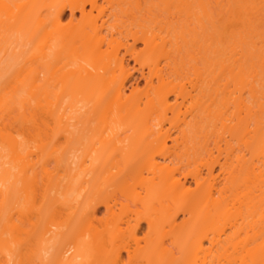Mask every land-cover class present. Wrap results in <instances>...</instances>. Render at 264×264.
Instances as JSON below:
<instances>
[{
    "label": "bare ground",
    "instance_id": "bare-ground-1",
    "mask_svg": "<svg viewBox=\"0 0 264 264\" xmlns=\"http://www.w3.org/2000/svg\"><path fill=\"white\" fill-rule=\"evenodd\" d=\"M59 1L50 0L47 3L46 0H34L25 13L19 5L22 10L17 9L16 14L10 11V4L4 0L0 2V9L7 15L6 18L15 20L10 24L11 29L20 15L24 17L18 34L22 28H26L24 33H27L28 40L25 39L31 44L32 50L30 55V49L27 51V48L25 53L22 50L23 55L21 51H12L13 54L8 55L14 61L13 67H16L17 55L24 57L28 53L29 58L24 57L26 62H23V66L19 70L15 68L11 73L14 75L10 76L12 80L8 78L9 85L7 83L6 88L0 89V264L26 263L28 258L25 257L24 262L22 256L26 250L39 259L38 264H264V102H261L264 96H259L255 84L258 75L256 70H251L252 73L249 71L252 75L247 74V67L238 56L234 59L238 70L227 64L231 63L233 55L230 61L222 62L223 71L229 72L228 76L232 77L236 89L229 91L226 88L219 108L212 110L209 104L204 112L216 120L215 129L220 124L222 132L215 146L221 154V142H225V161L211 159L213 152L208 149V159L202 156L199 160H206L201 164L208 167L209 177L203 181L198 166L184 175L181 171L184 158L187 157L188 166L192 163L187 153H179L177 145L183 143V139L198 123L189 122L187 102L193 97L192 91H196L199 85L192 83V90L189 91L186 83H181L184 82L179 77L181 74L176 75L178 69L170 71L171 64H174L171 61L172 55L176 53L175 50H181L178 38L184 36L186 31L189 33V30H184L182 25L180 34L178 32L172 38L167 37L168 34L163 37L161 32L167 27V31H170L168 33H171L170 22L179 14L189 19V0H162L167 4L168 14L171 15L167 17L171 20L166 17V21L161 20L165 23H155L161 34L155 30V26L142 32L140 30L143 33L141 37L138 31L135 32V41L139 37L144 41L146 61L151 59L152 64H149L153 65L149 70L150 76L143 73L147 84L153 86L155 80L158 82L154 87V96L148 95L144 106L136 96L135 87L128 93L126 59L119 55V39L116 36L123 34L121 29L126 22L118 21L116 13H104L105 17H101V12L100 17L92 18V15L86 14L85 4L76 2L77 6L71 8V21L76 18L75 9H79L85 19L82 21L85 22L82 27H74L72 24L73 28L70 29L71 25H63L65 4L61 3L62 7ZM215 1L220 7L226 5L224 0ZM29 2H26V6L31 4ZM40 2L46 7H39L38 10L36 7ZM90 2L93 9L98 8L97 0ZM207 2L198 0L199 8L203 16L212 19L209 11L211 6ZM56 4H60V7L56 6L55 12L48 13V9L51 11L50 8ZM172 4L180 12L178 14L175 11L178 14L176 16L169 10ZM182 5L186 8L182 9ZM42 8L47 11H42ZM228 10L233 13L230 11L231 6ZM146 13L151 15L150 10ZM142 15L143 18L148 17ZM112 19L115 22H111ZM248 22L246 20L247 26L251 25L248 26L249 30L252 29L250 32L255 34L253 22ZM4 25L0 23L1 31L7 30V26L2 29ZM1 31L0 44L3 40L1 34L4 38L6 34ZM20 35L18 40L21 39ZM10 38L11 42L12 36ZM25 39L19 43L25 44ZM240 40L239 43L243 45L239 47H246V50L241 49L244 53L246 51V56L249 54L247 60L260 54V59L256 58L263 64L264 50H261L262 53L258 51L259 48L254 45L255 40L252 38L248 42L242 34ZM105 46L107 49L113 47L115 51L111 48L112 53L110 48L106 49L108 53L111 52L106 55ZM242 50L239 55L245 56ZM127 51L134 55L135 45L127 48ZM254 52L257 55L254 56ZM61 59L66 61L65 64H60L63 63ZM8 60L11 61L10 58ZM69 61L76 63L70 67ZM10 65L12 67V63ZM194 68L198 82L202 81L203 73L197 66ZM117 69L121 77L116 75ZM174 76L175 79L179 77L181 82L177 81L178 78L175 81ZM205 80L207 78L202 82ZM212 90L209 99L213 95L219 96V89ZM173 94L176 97L174 103L171 100ZM11 109H17L18 121H21L24 128L28 127L35 132L31 134V143L21 141V135L19 138V135L17 137L9 131L11 129L5 120L12 113ZM231 109L237 118L233 124L234 118L228 114ZM169 111L177 119V123L174 121L179 133L177 138L172 137L170 130H165L163 116L166 117ZM41 114L54 119L53 125L56 127L50 129L53 133L48 129L49 123L41 121L44 119H40ZM122 133L124 137H121ZM226 133L251 152V161L245 155L236 153L237 149L225 138ZM62 138H65L63 144L60 141ZM170 141L173 145H169ZM35 155L38 160L34 158ZM199 160H195L196 163ZM210 160L212 162H208ZM51 161H55L58 167H51ZM215 163L220 164L224 182L219 180L221 175L214 176ZM178 172H182L184 179L178 176ZM188 175L196 182V189L191 188ZM129 178L133 184H130ZM40 179L43 181L39 183ZM39 184H43V192ZM118 188L123 196H129L137 209L132 211L126 205V208H130V214L141 215L139 208L144 210L143 218L151 232L144 246L138 238L142 217L133 224L130 219L132 216L126 215L129 212L126 211L123 214L128 219L117 220V193H121L119 190L117 192ZM38 189L43 193L38 194L41 202L36 198ZM99 204L106 207L109 221L117 220L113 227L106 229L104 226L105 230H100L96 226ZM171 204L177 206V213H173L176 208ZM242 206H245V211H242ZM236 208L238 210L234 211ZM178 210L187 214L193 212L196 219L193 226L189 228L187 222V225L185 222L177 223ZM33 213H36L37 219L32 217ZM32 218L36 221L32 222ZM26 222L31 224V229L30 226L26 229ZM167 226H170L169 233ZM131 241L137 247L134 250ZM23 249H26L25 254ZM124 253L130 260L128 263ZM26 256L29 257L28 254Z\"/></svg>",
    "mask_w": 264,
    "mask_h": 264
},
{
    "label": "rangeland",
    "instance_id": "rangeland-1",
    "mask_svg": "<svg viewBox=\"0 0 264 264\" xmlns=\"http://www.w3.org/2000/svg\"><path fill=\"white\" fill-rule=\"evenodd\" d=\"M1 1H3V0H1ZM4 1H6L8 4H10L9 6L12 9L10 11L13 14L17 13V11L20 9V6H22L25 11H23L22 9H20V10H22V12L25 13L26 10H28V8L31 7L32 2H34V0H32V1L30 0L29 3H31V4H28L26 6V2H28L29 0H4ZM49 1L46 0L47 3ZM205 1L207 2V0H205ZM220 1L221 0H219V2ZM224 1L223 2L226 4L224 7H220V5H218L215 0H210L209 1L211 3V5H210L211 9L209 11L211 13L210 15L212 16V19L206 18V16H203V14H202L203 12H201V9L199 8L201 6L198 4V0H189L188 1L189 2V7L188 6L187 7H188V9H190V12H191V13L189 12V14L191 15V16L189 15V19H188V17L186 19L184 17L185 15L179 14L180 12L178 13V10H175V9H177V8H175L176 6L172 4L173 6L172 5H171L172 7L169 6L171 8L169 10H172L171 13L172 14L175 13L174 14L175 16L178 13L179 15L178 14L177 15L179 17L176 16V19L174 18L175 20L171 17L173 19V22L172 21L170 22V23H172V25L170 26L171 28L169 27L170 29H172L171 33H168L170 31H167V27H166V29L164 30L165 32L164 31L161 32L162 34L160 32H158V28L155 25L157 23H160V21L164 20L167 16L168 17L171 16V15L168 14L169 11H167V8H168L166 6L167 4H164V2L162 0H139V1L138 0H97L98 8L94 7V9H93V6L91 5L90 0H60L59 1L60 4L61 3L65 4L64 5L65 6V8H64L65 17L63 19V25L66 26V27L71 25L70 29H72L73 26L74 27H79V26L82 27V26H84V22L85 21H82V20H85V19L83 18L84 16H82L81 12H79V9H75L76 18L73 19V22L71 21V19H72L71 18V14H70L71 10H72L71 8L73 6L74 7L77 6V3L85 4V12L87 11L86 12L87 15H88V13L90 14V16L92 15L93 16V17L91 16L92 18H94V17L96 18V17H100V16L101 17L102 16L105 17L104 13L106 15L111 14V13H116L117 17L119 19L118 21H120V22L122 21V23H123V21L126 22V23H123V24H125L126 27L124 26L121 29V30H123V34H118L116 36L119 39V44H118L120 46L119 47V49H120L119 50L120 51L119 55L121 57H125V59H126V65H127L126 69L128 70L127 73L129 74V80L127 81V85L129 84L128 85V87H129V89H128L129 92L128 93H131V90L135 87L136 88L135 92L137 93L136 96H137V98L141 99L140 101L143 104L142 106L145 105V103H146V101L148 99V95L154 96V87L157 86L158 82H157V80H155L153 86H150V85L147 84L145 76H150V71H151L150 69L152 68L151 66H153V65L150 66V64H152V63H150V62H152L151 59L146 61V59H147V56H146L147 55L146 45H145L144 41L140 38L141 37L140 35L141 34L143 35V33H141V32L143 30L147 29L148 27L152 28V27L155 26L157 28L155 30L159 34L163 35V37L165 35L167 36V34H168L167 37L170 38V36H171V38H172V37H175L178 34V32L182 30V29L180 30V28H182V25H184L183 27H185L184 30L185 29L189 30V33L187 31L186 32L184 31L185 32L184 36L180 35V38H178L179 39L178 41H180L179 44L181 45V50H179V51H181V52L175 50L176 53H174L172 55L173 57L171 56L173 58V59L171 58V61L174 62V64L173 63L171 64V70L170 71L173 72V71H175V69L176 70L178 69L177 70L178 72L175 71L176 75H178L177 73H180L181 75L179 77H180V79L182 77V79H183L182 81H184V82H181L179 77H176V79H175V76H174L173 79H175V81H176L177 78H178L177 81H180L181 83H186L187 88H188L189 91L192 90V85H193L192 83H194V84L198 83V85H199L198 89L196 91H192L193 97L189 98V102H187V107H189V112H190L189 113V122H192L193 124H195V122H198V123L195 125L196 127L194 126L195 129H191L189 131V134H188V136L186 137L185 140L183 139V141H182V139H181V141L183 143L182 144L180 143V145H177L179 148L178 149L175 148V151L177 149L179 151V153H187L186 156H189V161H191V163H192L191 165L188 166L187 165V159H186L187 157L184 158L185 159L184 162H183L184 166H183V169H181L183 174L184 173L188 174L189 172L194 171L197 168V166H198L199 167L198 169H201V172H202V175H203V178H204V179H202L203 181L205 179H207L206 177H209V175H208V169H207L208 167L207 166L205 167L203 164H201V163H205L206 160H203V161L199 160L200 157L203 156V157H205V159L206 158L208 159L207 151H208V149L209 150L211 149L212 152H213V155H212L211 159L216 160L215 158H219L220 162H224L225 158H226V151H225L226 144H225V142H221L222 149H223L221 154H220V152L218 151V149L215 146L216 145L215 141L219 140V138H217V137L222 132L219 129L220 128L219 127L220 124H218V126H217L218 128L215 129L216 120L213 117H208L207 116L208 114L204 112L205 111V107L207 105H209V104L212 105L211 106L212 110H217L219 108L220 101H221V99L224 96L223 93H224V90L226 88L229 91H233V90L236 89L235 83H234V81H232V77L228 76V75H230L229 72L228 71H223V64L225 63L224 61L225 60L230 61L231 59H233V60H231V63L227 62V64L228 63L231 64V66L233 68L238 70V68H236L237 63L234 62L236 60L235 56H238V58L241 57L242 60H240V61H242V63L245 64V67H247L248 70L247 69L245 70L247 72V74H249L250 72L252 73V71L254 72V70H256L257 73L256 72L255 73L258 74V75L256 77L257 81H256L255 84L257 85L259 96L260 95L264 96V94H261V93H264V67H263L264 63L262 64L261 63L262 61L260 62V60H258V59H260V58H258V56L260 54L257 55L258 51L261 52V50H262V52H263V50H264V0H224ZM35 4H37V3H35ZM60 4H56L55 6L51 7L50 8V10L52 9L51 11H49V9H48V11L44 10L43 8H42V11L44 10V11H47L48 13L52 12V11L55 12V10L57 9L56 6L60 7L59 6ZM62 4H61V6H62ZM81 4H79V5H81ZM16 5H18V6L20 5V6L19 7L17 6L18 7L17 8ZM38 5H41V2ZM38 5L36 7V8H38V10H39V7L40 8L44 7V5L43 6L42 5L38 6ZM208 6H209V3H208ZM230 6L232 7V10H230V11H232L234 14L237 13L236 15H234L231 12H230L231 14L229 13L228 9H230ZM180 7L178 8L179 10H181ZM184 7H185V5H182V9ZM148 10H150L151 15H147V14H150V13H146L145 14V12H148ZM175 11H177V13ZM2 12L3 11L0 9V23H2L3 25L5 24L4 26H2V27H4L2 29H6L5 26H7V30H9V31L2 30L3 33H6L5 34V38H4V35L1 34L3 40H1L2 42L0 44V68L3 69V70L0 72V89L6 88L9 85L8 78H9V80H12V79H10V76L11 77L14 76L11 73L14 72L15 68H16V70H19L23 66V62H24L25 58H27V57L29 58L30 51H32L30 49L31 48L30 47L31 44L27 43V40H28V37H26L27 33L26 34L24 33L25 31H27L25 27H24L25 29L22 28L19 31V34H21L20 35L21 39L18 40V38H19L18 37V35H19L18 34V29L21 26L20 22L22 21V19L24 17H21L22 15H20V18H18L17 21H16V25H15L16 27L14 26L15 29L12 28L14 30L13 31L11 29V27H10V24L15 22V20L13 21L12 19L10 20V18L9 19L6 18L7 15L5 13H2ZM22 12L20 14H22ZM47 12H45V13H47ZM182 12H183V10H182ZM185 13L186 12L184 11V14ZM246 13H249V14H246ZM99 14H100V16H99ZM142 14L148 16V17L144 16V18H146V20L143 18ZM232 14L234 16V19H233ZM180 15H182V17ZM115 16L113 18L114 20H115ZM152 16H154V17H152ZM155 16H157V17H155ZM4 17L6 18V20H5ZM149 17H152L153 20H152V18L149 19ZM154 18H156L155 20L157 22L154 21ZM178 18H179V20H178ZM249 18L250 19L252 18L251 22H253L252 23L253 26H254L253 28L256 30L255 34L251 33L250 31H252V29L249 30V28H248V26L251 27V25L247 26V24H246V20L248 22ZM113 19H112L111 22H115V21H113ZM166 19H165V21H166ZM168 19H170V18H168ZM74 20H76V21H74ZM80 21H81V23H80ZM165 21L164 22L161 21V23L162 22L165 23ZM251 22L249 21L248 23H251ZM78 23H80V24L78 25ZM72 24H73V26H72ZM74 24H77V25H74ZM138 24H139V26L142 24V27H139ZM168 26H169V24H168ZM70 29H68V30H70ZM140 30H141V32H140ZM136 31H138V35L140 36L137 41H135V32ZM22 33H23V35H22ZM169 34H171V35H169ZM179 34H180V32H179ZM241 34H242V37L248 42H251L252 38H253L255 40V42L253 41L254 45L256 44V46L259 48L258 51L257 50H253L254 48L252 49L253 51H257V52H254V56H255V54L257 56L253 57L252 58L253 60L250 59L251 57L249 56L250 60L248 61L247 60L248 59L247 56L249 54L246 56V54H245L246 51L244 53V50L241 49V48H243V49L246 48V47H242V45H243L242 43H239ZM13 35H15V37H13ZM11 36H12V40L10 42L9 39H11L10 38ZM23 36H24V38H23ZM250 36H252V38ZM25 37H26L27 40L25 39ZM249 38H251V40ZM6 39H8L7 42H6ZM15 39L17 41H15ZM24 39H25V42H23V43H25V44L21 45L20 43H22V40H24ZM12 41H14V42H12ZM8 42H10L11 44L9 43V45H8L7 44ZM175 42H176V40H175ZM240 42H241V40H240ZM26 44H27V46H26ZM240 44H242L241 47H239ZM133 45H135V54L134 55H133V53L127 51V48H130ZM235 45L238 46L239 48L235 47ZM106 47L107 46L104 47L105 48L104 51H105L106 55L110 54L113 50L115 51V48L113 49V47H109L110 51H111V48H112V51L111 52L109 51V53H108L107 50H109V48L107 49ZM25 49L27 51H28V49H30L29 52H28L29 55H28V53L24 54L25 58L24 57H20L21 55L20 56L17 55L19 57V59L16 56V58H17V60H15L16 61L15 62L16 67H13L14 66L13 65L14 61H12V57H9L8 55L11 56L13 54L12 51L13 52L15 51V53L16 52L20 53V51H21L20 54L23 55V51L22 50H24V53H25ZM235 49H237V50H235ZM255 49H256V47H255ZM240 50H242L241 52H243L245 54V56L239 55ZM235 51H237L236 55H235ZM262 54H264V53H262ZM231 57H233V58H231ZM242 57H244V58H242ZM8 58H10L12 62L10 60H8ZM16 58H13V60L16 59ZM229 58H231V59L229 60ZM63 59H64V57H63ZM70 60L72 61V59H70ZM221 60H223V61H221ZM64 61H63V63L61 62L60 64L61 65L65 64L66 61L65 62ZM71 61H69L70 64L68 63L70 65V67H72V64L75 65V63H76V62L73 63ZM10 62L12 63V67L13 68L11 67V65H10L11 63ZM17 62H19V63L17 64ZM20 62H21V64H20ZM222 62H224V63H222ZM252 62H253V65H252ZM239 63H241V62H239ZM8 65H10V66H8ZM69 65L67 67H69ZM74 65H73V67H74ZM194 66H197L200 69V71L203 73V76H202L203 79H201V80L203 81L206 78H207V80H205L204 82H202V81L198 82ZM10 67L12 68V70H11ZM67 67H66V69L70 68V67L69 68H67ZM70 69H72V68H70ZM119 72H120L119 69H117V71H116L117 74L116 75L121 77L120 76L121 73H119ZM143 73L145 74V76L143 75ZM25 75H26V73L24 72L23 76L25 77ZM226 76H228V77H226ZM7 83H8V85H7ZM175 83H179V82H175ZM202 83H203V85H202ZM8 88L10 90L13 89V87H12V89H11V87H8ZM18 88H20V86H18ZM214 88L219 89L218 90L219 96L217 97L216 95H213V97L211 99H209V95L213 92L212 89H214ZM237 93H238V91H237ZM171 97H172L171 100H173L172 102L173 103L176 102V101H174L176 99L174 94L171 95ZM181 100L182 99L180 98V101ZM256 100H257V97L255 99V102H256ZM261 102H264V98L261 99ZM16 110L17 109L10 111L12 113L10 115H8V116H7V112H6L7 119L5 120L6 121L5 123L8 125V128L11 129V130H9V129L8 130L11 131V133L13 135L16 134L17 137L19 135V138L22 136L23 138L22 137L20 138L21 141H26V142L29 141L31 143L32 142L31 141L32 140L31 139V137H32L31 134L34 135L35 132H33L32 129L29 130L30 128H28V127L24 128L21 125V123H20L21 121L20 122L18 121L19 120V113ZM228 114H229L230 117L234 118L233 119L234 121H232V124L235 123L237 118L234 117L233 109H231ZM161 116H163V115H161ZM41 117L44 118L41 121L45 120L46 122H44V123H47V122L49 123L50 128H48V129H49V131H51L50 129H52L53 126H55V125H53L55 123L54 119L53 120L49 119L50 116L48 117L45 114H41L40 115V119H41ZM163 119L165 120L164 121L165 123L163 122L164 126H165V130L166 131L170 130L169 132L173 134L172 135L173 138H177V136L179 137V133H178L177 129H175V128H177V126H175L176 123H177L175 120H177V119L174 118V115L169 111L167 113L166 117L163 116ZM174 121L176 123H174ZM171 122H172V124H171ZM48 129L46 130V133L48 132ZM217 129H219V130L217 131ZM28 130L30 132H32V133H30ZM53 130H54V128H53ZM51 132H49V133L52 135L53 132L52 133ZM175 132H177V133H175ZM122 136L124 137L123 133H122L121 137ZM224 136L237 149L236 153L241 154V155H245L246 159H249L250 161L252 160V159H250L251 158V152L244 145L239 143L237 141V139H235V138L232 139L231 136L228 133H226ZM22 139H25V140H22ZM60 141H62V144H63L64 141H65V138L60 139ZM66 145L67 144H64L63 146H66ZM169 145H173V142L170 141ZM238 149H240V150H238ZM204 154L207 157L204 156ZM36 157H34V158L38 160L39 159L38 156H36ZM40 160H41V157H40ZM40 160H39V162H40ZM195 160H199V161L196 163ZM54 162L51 161V163H52L51 167H54V166H55V168L58 167V165L56 163H54ZM208 162H212V161L210 160ZM215 164L216 165H215L214 176L217 177V176L221 175L220 174L221 170H220V167H219L220 164H218V165H217V163H215ZM260 164H261V162H260ZM60 172H62V171H60ZM179 172H178V176L180 175L179 177H181V178L183 177V179H184V175L185 174L183 176H181L182 172L180 174H179ZM188 176H189L188 180L190 181L189 183L191 184V188L192 189H196L197 188L196 187L197 186L196 182H194V179L190 175H188ZM223 178H224V176L221 175L219 180H222L224 182ZM129 179H128V181L130 182V184H133V180L132 179L129 180ZM131 180H132V183H131ZM40 181H43V180L40 179L39 183H40ZM42 185L43 184H41V185L39 184L38 187H40ZM43 188H44V186H42V192H43ZM116 190L118 192L119 188L116 189ZM40 191H41V188H40ZM38 192H39V189H38ZM38 192H37V195L38 194H40V195L43 194L42 192H41L42 194L40 192L39 193ZM259 193L260 192H258V194ZM40 195H38L36 198H38L37 201L41 202V200H42L41 197H40L41 200L39 199ZM117 197H118V206L116 207L117 220H118V218H120V219L123 218V219L126 220V219H128V216H126V215H129V216H132L130 219H131V221L134 224L136 222L135 221L136 219L142 217L143 220L140 221L142 223H141V227L139 229V234H138L139 237L138 238H140L141 245L144 246L146 244L147 238L150 237V235H151L150 234L151 233L150 229L148 227V223L143 218V217H145V214L143 213L144 210H142V208L141 209L139 208V210H141L140 211L141 215L139 213H138V215L137 214L134 215L133 213L130 214V212H131L130 208H131L132 211L133 210H137V209H136L134 203L129 198V196H128V198H129L128 199L127 195L123 196L122 192L121 193L118 192L117 193ZM126 205L130 206V208H126L125 207ZM171 205L173 207H175L173 204H171ZM98 206H99L100 212H99V215H98V220H97L98 222L97 221L95 222L96 226L100 230H105V227H106V229L113 227V223L117 222V220L114 219V221H113V220L110 219V221H109L108 220L109 216L107 214L106 207L103 204H99ZM137 207H139V206H137ZM237 207L239 208L240 206H237ZM122 208L124 209V211H122L123 210ZM238 208L234 209V211H237ZM173 210H174V208L171 209L172 212H173ZM192 210H194V209H192ZM126 211H129V212L126 213ZM178 211H179L178 212L179 214L177 215V223L181 224V223H184V222L186 223L187 222L188 225H187V223H186V225L189 228L191 226H193L192 224H194L195 220H196L193 212H189V214H187V213H184L182 210H178ZM189 211H191V209H189ZM242 211H245V206L244 207L242 206ZM64 213H63V215H65ZM123 213L124 214L126 213V215H124ZM173 213H177V208L175 209V211ZM245 214H247V213H245ZM35 215H36V213L32 217L37 219V216L35 217ZM35 219L32 218V222ZM240 221H242V220H240ZM25 224L26 225H24V226L26 227L27 230L29 229L28 226H30V229H31V224H29L28 222H26ZM166 228L169 229V230L166 229L167 232L169 233L170 226H167ZM195 228L197 229L198 226L195 227ZM199 229L197 230V234L199 232ZM195 234H196V232H195ZM127 239L130 240L129 238H127ZM131 242H132L131 244L133 245V247L131 245V248H132V250H134L137 247L134 244L135 242H133V241H131ZM25 250L26 249L22 250L23 254L26 253V254H28L29 257H27L26 254H25V255H22L23 259L25 257L28 258L27 260L30 263L28 261H27L28 262L27 263L25 261V259L23 260L24 262H26L27 264H38V262L40 263L39 259L35 255H33V253L31 254L30 251H28V250L25 251ZM24 251H25V253H24ZM131 252H133V251H131ZM124 255H125V260L128 263L130 260H129L127 254L124 253ZM26 263H24V264H26ZM236 264H239V262H237Z\"/></svg>",
    "mask_w": 264,
    "mask_h": 264
}]
</instances>
